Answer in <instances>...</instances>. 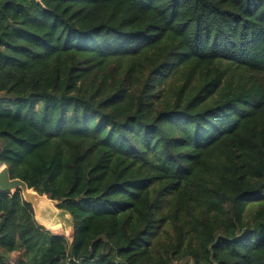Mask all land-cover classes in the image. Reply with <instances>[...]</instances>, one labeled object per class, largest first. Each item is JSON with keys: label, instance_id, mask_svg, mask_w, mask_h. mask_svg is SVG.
Here are the masks:
<instances>
[{"label": "trees", "instance_id": "trees-1", "mask_svg": "<svg viewBox=\"0 0 264 264\" xmlns=\"http://www.w3.org/2000/svg\"><path fill=\"white\" fill-rule=\"evenodd\" d=\"M0 164V264H264V0H0Z\"/></svg>", "mask_w": 264, "mask_h": 264}, {"label": "water", "instance_id": "water-1", "mask_svg": "<svg viewBox=\"0 0 264 264\" xmlns=\"http://www.w3.org/2000/svg\"><path fill=\"white\" fill-rule=\"evenodd\" d=\"M16 190H19L23 199L32 206L37 223L52 233L64 234L68 239H71L73 225L71 215L67 211L57 208L56 202L45 194H38L32 188H28L21 179L11 178L8 167L2 164L0 167V192L15 193ZM57 230L60 231L57 232Z\"/></svg>", "mask_w": 264, "mask_h": 264}, {"label": "rangeland", "instance_id": "rangeland-1", "mask_svg": "<svg viewBox=\"0 0 264 264\" xmlns=\"http://www.w3.org/2000/svg\"><path fill=\"white\" fill-rule=\"evenodd\" d=\"M2 166V164H0V167ZM60 230H57V232H59Z\"/></svg>", "mask_w": 264, "mask_h": 264}]
</instances>
